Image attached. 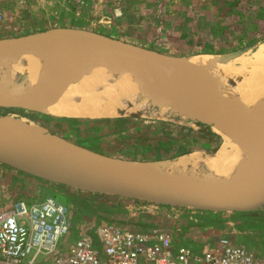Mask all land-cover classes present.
I'll return each mask as SVG.
<instances>
[{
  "label": "rangeland",
  "instance_id": "374dc122",
  "mask_svg": "<svg viewBox=\"0 0 264 264\" xmlns=\"http://www.w3.org/2000/svg\"><path fill=\"white\" fill-rule=\"evenodd\" d=\"M16 6L18 13L11 23L0 26V38L74 27L106 32L176 56L216 55L258 42L264 45V0H89L84 6L74 0H32V5ZM115 8L121 10L116 13ZM36 19L42 23L34 24ZM129 113L105 119L59 118L0 108V114L43 124L83 146L139 162L168 161L183 151L214 154L223 146L224 138L207 131L211 128L206 124ZM67 190L77 193V199L69 197ZM49 195L69 206L74 228L83 222L81 232L91 229L103 262L105 248L96 234L97 224L102 222L145 233L166 232L176 245L200 251L226 237L264 254V211L244 216L224 213L223 222L212 223L203 219L205 211L53 186L0 163V205L16 199L39 201Z\"/></svg>",
  "mask_w": 264,
  "mask_h": 264
},
{
  "label": "water",
  "instance_id": "95a60500",
  "mask_svg": "<svg viewBox=\"0 0 264 264\" xmlns=\"http://www.w3.org/2000/svg\"><path fill=\"white\" fill-rule=\"evenodd\" d=\"M257 44L216 55L228 62L251 51ZM27 54L49 63L38 81L40 92L37 94L24 84H0L2 109L44 113L34 108V104L49 90L46 80L65 65L76 68L118 66L125 73L140 74L144 89L158 82L159 88L152 93L149 110L157 105L171 106L172 113L176 114L159 119L179 118L203 123L210 126L211 130L207 131L222 138L228 135L264 154V121L249 114L246 110L249 107L227 103L220 83L215 82L210 71L191 61L195 55H170L74 27L0 38V61L21 59ZM206 82L210 87L204 91L201 84ZM133 116L152 117L150 114ZM186 154L168 161L139 162L83 146L43 124L12 114H0V163L50 185L206 212L264 211V160L248 182L213 186L192 178L184 180L166 175L161 170L164 162H172Z\"/></svg>",
  "mask_w": 264,
  "mask_h": 264
},
{
  "label": "bare ground",
  "instance_id": "6f19581e",
  "mask_svg": "<svg viewBox=\"0 0 264 264\" xmlns=\"http://www.w3.org/2000/svg\"><path fill=\"white\" fill-rule=\"evenodd\" d=\"M259 43L256 49L228 62L223 61L221 55L210 53L195 55L191 61L210 71L215 82L220 83L227 103L249 107L246 109L249 114L264 121V45ZM48 64L46 59L30 54L21 59L0 61V84H24L39 94L38 81ZM46 85L49 90L34 108L59 118L105 119L125 115L129 110V115L150 114L156 118L176 115L171 106L157 105L149 110L152 93L159 88L157 81L144 89L140 74L125 73L118 66L76 68L65 65L46 80ZM201 85L204 91L209 90V82ZM216 128L220 129L217 125ZM223 138V146L216 153H188L172 162H164L161 170L166 175L184 180L192 178L213 186L248 182L264 160V154L228 135Z\"/></svg>",
  "mask_w": 264,
  "mask_h": 264
},
{
  "label": "built area",
  "instance_id": "2783aa9c",
  "mask_svg": "<svg viewBox=\"0 0 264 264\" xmlns=\"http://www.w3.org/2000/svg\"><path fill=\"white\" fill-rule=\"evenodd\" d=\"M84 6L89 0H74ZM32 0H0V26L11 23L16 4ZM69 206L49 195L39 201L16 199L0 205V264H264V254L244 243L220 238L200 251L176 245L171 234L145 233L102 222L96 234L105 261L94 247L90 230L73 227Z\"/></svg>",
  "mask_w": 264,
  "mask_h": 264
},
{
  "label": "trees",
  "instance_id": "16d2710c",
  "mask_svg": "<svg viewBox=\"0 0 264 264\" xmlns=\"http://www.w3.org/2000/svg\"><path fill=\"white\" fill-rule=\"evenodd\" d=\"M182 154L183 153H189V151H183V152H181ZM257 213H259V212H252V213H236L237 215H246V214H253V215H255V214H257ZM205 215H204V218L203 219H205V220H207V221H209V222H212V223H221V222H223V220H222V214L223 213H221V212H206L205 211V213H204Z\"/></svg>",
  "mask_w": 264,
  "mask_h": 264
},
{
  "label": "crops",
  "instance_id": "0c3cea01",
  "mask_svg": "<svg viewBox=\"0 0 264 264\" xmlns=\"http://www.w3.org/2000/svg\"><path fill=\"white\" fill-rule=\"evenodd\" d=\"M99 4L102 5L101 3H99ZM114 10H116V13H117V11H118V10H121V9L115 8ZM120 13H121V11H120ZM116 15H118V14H116ZM33 23H34V24H41L42 22H41V21H38V20L36 19L35 22H33ZM97 32H98V31H97ZM100 33L105 34L106 32H100ZM106 35H109V36H111V37L117 38V37H115V36L112 35V34H106ZM118 39H119V38H118ZM122 40H124V39L122 38ZM125 41H126V40H125ZM99 119H100V118H99ZM66 193H67V194L69 195V197H71L73 200L77 199V196H78L77 193H74V192L71 193V192H69V190H67ZM82 223H83V222H82ZM82 223H81V226L83 225ZM81 226H80V227H81ZM77 227H79V224H78V223L76 224V228H77ZM80 227H79V228H80ZM244 236H246L245 233H243V237H244ZM243 237H242V238H243ZM241 243H243V242H241ZM239 244H240V243H239ZM193 249H194V248H193Z\"/></svg>",
  "mask_w": 264,
  "mask_h": 264
}]
</instances>
